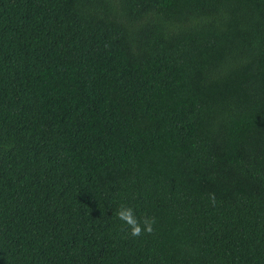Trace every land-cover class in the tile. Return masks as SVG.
Here are the masks:
<instances>
[{"label": "trees", "instance_id": "16d2710c", "mask_svg": "<svg viewBox=\"0 0 264 264\" xmlns=\"http://www.w3.org/2000/svg\"><path fill=\"white\" fill-rule=\"evenodd\" d=\"M0 264H264V0H0Z\"/></svg>", "mask_w": 264, "mask_h": 264}, {"label": "clouds", "instance_id": "9594fccd", "mask_svg": "<svg viewBox=\"0 0 264 264\" xmlns=\"http://www.w3.org/2000/svg\"><path fill=\"white\" fill-rule=\"evenodd\" d=\"M116 218L126 225L130 230L129 234L134 238H139L145 234L150 235L154 232L156 223L154 217L145 216L143 219H138L133 208L121 204L116 210Z\"/></svg>", "mask_w": 264, "mask_h": 264}]
</instances>
